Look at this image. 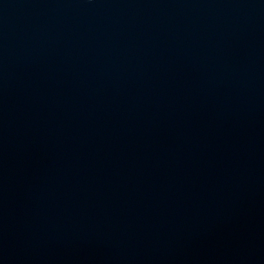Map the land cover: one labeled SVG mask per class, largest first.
Segmentation results:
<instances>
[{"label": "water", "instance_id": "95a60500", "mask_svg": "<svg viewBox=\"0 0 264 264\" xmlns=\"http://www.w3.org/2000/svg\"><path fill=\"white\" fill-rule=\"evenodd\" d=\"M0 264H264V0H0Z\"/></svg>", "mask_w": 264, "mask_h": 264}]
</instances>
